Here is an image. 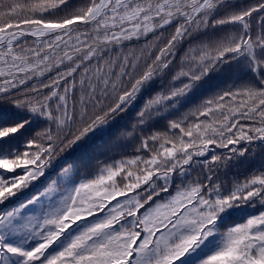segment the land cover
<instances>
[{"label": "snow or ice", "instance_id": "1", "mask_svg": "<svg viewBox=\"0 0 264 264\" xmlns=\"http://www.w3.org/2000/svg\"><path fill=\"white\" fill-rule=\"evenodd\" d=\"M256 148L264 0H0V264H264Z\"/></svg>", "mask_w": 264, "mask_h": 264}, {"label": "trees", "instance_id": "2", "mask_svg": "<svg viewBox=\"0 0 264 264\" xmlns=\"http://www.w3.org/2000/svg\"><path fill=\"white\" fill-rule=\"evenodd\" d=\"M168 80V76L163 78V81L158 80L154 83V91H158L161 87V83H166ZM147 97H145L146 99ZM142 102L137 101L134 107H130L127 111L121 113L119 116L116 117V120L113 122L112 126V134L108 137H98L88 148V154L91 158V164L95 165L96 161L99 160H107L113 156H119L127 152L128 154L131 153V145L125 149L124 145L127 141L123 138L122 133L129 130L132 124L137 119V112L142 107ZM159 127H163L160 125ZM38 130V129H37ZM218 152L224 151L222 149H217ZM73 153L72 149L66 150L65 153H62L57 160L53 161L55 165L60 159L64 157H70ZM243 163H239L237 166L232 167L228 170H221V175H224L225 171L230 172L231 174L238 173L241 176H245L249 174V171L252 168L259 167L264 165V150L260 148L255 149L254 155L246 154V158H240ZM47 175V173H46ZM229 178H231L229 176ZM42 181V180H41ZM40 181V182H41ZM256 211V210H253Z\"/></svg>", "mask_w": 264, "mask_h": 264}, {"label": "rangeland", "instance_id": "3", "mask_svg": "<svg viewBox=\"0 0 264 264\" xmlns=\"http://www.w3.org/2000/svg\"><path fill=\"white\" fill-rule=\"evenodd\" d=\"M43 179H44V178L41 177L39 180L35 181L34 183H35V184H40V181L43 180Z\"/></svg>", "mask_w": 264, "mask_h": 264}]
</instances>
